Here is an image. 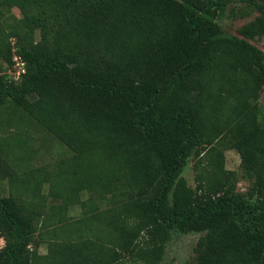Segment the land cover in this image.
Here are the masks:
<instances>
[{
    "label": "trees",
    "instance_id": "16d2710c",
    "mask_svg": "<svg viewBox=\"0 0 264 264\" xmlns=\"http://www.w3.org/2000/svg\"><path fill=\"white\" fill-rule=\"evenodd\" d=\"M230 4L257 13L237 34L219 22ZM256 39L264 0H0L4 126L41 130L57 153L35 166L22 132L0 145V180L15 187L0 194V264H161L172 234L200 232L191 264H264Z\"/></svg>",
    "mask_w": 264,
    "mask_h": 264
},
{
    "label": "rangeland",
    "instance_id": "374dc122",
    "mask_svg": "<svg viewBox=\"0 0 264 264\" xmlns=\"http://www.w3.org/2000/svg\"><path fill=\"white\" fill-rule=\"evenodd\" d=\"M236 5L240 4L239 2L235 3ZM230 4L224 11L222 17L220 18V25L222 30L227 34H237V28L253 19L257 13L252 14L251 16L245 18H239L230 13ZM21 14L17 8L12 9V14L10 18L19 17ZM12 42H14L12 40ZM253 44L257 45L259 48H264V41L254 40L251 41ZM5 67V64H3ZM9 69V68H8ZM7 69V71H8ZM260 104L264 106V86L260 92ZM7 116V109L0 108V145L3 144L5 138H7L11 133L16 135L19 132L25 135V138L30 141L35 154L32 156V164L35 166L40 164H45L51 161V158L56 156V150L53 146V140L49 136L45 135L41 130L33 129L27 126V123L20 121H14L11 129L6 131L7 127L4 126L5 118ZM194 159L191 158L185 168L183 169L182 176L186 179L188 185L195 186V171L193 169ZM225 166L228 169H232L237 172L238 183L236 189L239 192H245L252 182V177L244 175L240 166V157L236 150L230 149L225 151ZM9 193H15V187L10 185L8 180H0V194L8 195ZM79 207H73L71 210V215H79ZM200 233H188V234H179L174 233L171 236V239L166 245L165 253L161 264H191L195 256V247L196 243L201 236ZM35 239H38L35 235ZM4 241L0 236V246L3 245ZM37 254H44L47 249V244L43 241H39L35 246Z\"/></svg>",
    "mask_w": 264,
    "mask_h": 264
},
{
    "label": "built area",
    "instance_id": "2783aa9c",
    "mask_svg": "<svg viewBox=\"0 0 264 264\" xmlns=\"http://www.w3.org/2000/svg\"><path fill=\"white\" fill-rule=\"evenodd\" d=\"M24 72H25V63L23 59L18 54H14L12 57V66L11 68L8 69V74L12 79L17 80L19 79L20 74Z\"/></svg>",
    "mask_w": 264,
    "mask_h": 264
}]
</instances>
